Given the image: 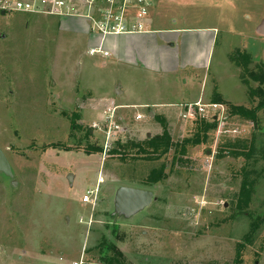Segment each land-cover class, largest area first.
<instances>
[{"label":"rangeland","instance_id":"rangeland-1","mask_svg":"<svg viewBox=\"0 0 264 264\" xmlns=\"http://www.w3.org/2000/svg\"><path fill=\"white\" fill-rule=\"evenodd\" d=\"M86 2L70 0L72 14H84ZM149 2L142 21L153 29L215 30L205 69L128 67L111 56L89 55L88 35L72 18L0 14V149L13 174L0 173V264H70L83 250L97 264L103 239L115 244L121 264H234L242 243L240 264H264V223L243 242L251 223L264 216V109L258 130L225 111L224 129L216 123L205 140L199 135V144L179 148L171 166L174 149L148 160L131 144L145 147L165 130L181 144L197 138L200 121L212 120L186 122L181 108L179 118L136 121L145 110L116 106L137 98L178 103L200 97L203 104L220 99L254 107L258 99L250 102L234 56L249 54L250 69L264 64V35L257 32L264 0ZM251 143L259 152L249 159L231 154V146L247 150ZM88 146L102 151L88 153ZM166 160L168 178L146 186L149 172ZM244 173L254 184L239 208ZM119 187L150 190L157 201L129 218L114 214ZM87 190L96 191L94 205L81 201Z\"/></svg>","mask_w":264,"mask_h":264},{"label":"crops","instance_id":"crops-1","mask_svg":"<svg viewBox=\"0 0 264 264\" xmlns=\"http://www.w3.org/2000/svg\"><path fill=\"white\" fill-rule=\"evenodd\" d=\"M63 18H72L81 26V33L88 35L87 40L92 44L91 48L101 47L103 51L107 52L108 58L111 56L128 67L136 66V68L142 67L146 70H157L158 67L165 68L166 71H171L175 67L188 68L192 72L205 69L214 40V29L195 31L187 28L153 29L147 19V21L142 22L143 29L141 31L103 36L91 32L88 27L89 21L83 17L70 15ZM74 27L72 26L73 29ZM116 91H119L116 94L117 96L123 94V91L119 88H116ZM104 100L112 101L110 98ZM200 100L202 99L197 97L196 100L184 99V101H178V103H146L137 98L134 103H128L129 105L116 106L121 110L143 109L146 111L145 116L137 113L134 119L137 115H140L142 118L139 120L146 118L153 121L164 117L163 120L168 121L171 118L178 117L177 112L181 109V105L201 102ZM214 102L216 101L212 99L208 104H215ZM185 121L195 122L192 120ZM145 135L149 137L150 134L146 133Z\"/></svg>","mask_w":264,"mask_h":264},{"label":"trees","instance_id":"trees-1","mask_svg":"<svg viewBox=\"0 0 264 264\" xmlns=\"http://www.w3.org/2000/svg\"><path fill=\"white\" fill-rule=\"evenodd\" d=\"M234 59L236 61H239L236 65L237 67H240L241 73L239 74V80L247 88V93L249 96L250 102L253 104V100L256 98L258 99L257 104L254 107H247L244 105L235 106L229 103H222L220 99H216L214 102L215 104H224L226 106V113L227 117H238L243 120L249 121L254 126L255 130L259 129V111L264 109V64L263 63H257L253 67V69L249 68V65L252 62V58L249 54H241L237 52L236 56H234ZM250 82H254L257 84L256 88H253L250 85ZM201 128L199 132L196 135V139H186L181 144L175 143L171 140L170 136L168 135L167 131L165 130L162 135L154 136L146 140L145 147L139 145V144H131L132 148H137L138 152H141L142 154L146 155V159L148 160H156L161 158L163 155H166L169 151L172 149L174 152V156H172V162L170 165L172 166L173 163L175 164L179 158H177V155L180 153H177L179 148L184 147L187 143L192 144H199L201 140H199V135H201L203 138L202 140H205L207 137V133L211 130H214L216 128V122L212 121L211 123H208L206 121H200ZM89 131H87L86 136L89 135ZM254 140V138H253ZM254 142V141H253ZM117 147H122L121 144L116 143ZM99 151L101 152V148H97L94 146H88V153L90 151ZM161 151L157 157L155 155ZM261 151H264L263 149ZM113 154H119L118 150L114 149L111 151ZM256 152H259L258 147L253 145L252 143L248 146V149L246 150L244 147H235L231 146V154L235 157H246L249 159L252 155H254ZM264 155V152H263ZM264 157V156H263ZM168 162L169 160H166L165 163H162L158 168L152 169L147 177L145 178V185H155L158 183L163 182L166 180L170 174V170H168ZM254 184V180L250 179L249 174L244 173L243 180L239 187L238 192V207L241 208L243 205H247L249 198L252 193V187ZM147 190V189H145ZM264 216L257 218V220H254L251 223V226L248 230V232L244 235L243 242L248 243L259 225L264 223ZM111 234L116 238L117 233L116 231H112ZM244 247V244H238V248L236 249V257L234 259V264H240L241 260V248ZM96 249H99L98 252V258H97V264H121V253L116 248L115 244L111 241H106V239H103V241L96 247Z\"/></svg>","mask_w":264,"mask_h":264},{"label":"built area","instance_id":"built-area-1","mask_svg":"<svg viewBox=\"0 0 264 264\" xmlns=\"http://www.w3.org/2000/svg\"><path fill=\"white\" fill-rule=\"evenodd\" d=\"M99 1L102 5H99ZM87 0L86 10L80 17L90 23V31L100 35L133 33L143 29L142 19L147 16L149 0ZM104 4V5H103ZM73 8L70 0H0V14L30 13L45 14L57 17H66L72 14ZM134 20V21H133ZM102 55L107 57V52L101 47L91 48L89 55ZM182 120H206L215 121L220 130L224 129L225 108L220 104H203L196 102L180 106ZM140 115L135 117L141 119ZM98 128L97 125L94 126ZM224 132V131H223ZM236 132V131H234ZM111 139L110 129L106 131V141ZM82 203L94 205L97 201L96 191L87 190L82 196ZM70 264H94L85 255L84 250L80 257Z\"/></svg>","mask_w":264,"mask_h":264},{"label":"water","instance_id":"water-1","mask_svg":"<svg viewBox=\"0 0 264 264\" xmlns=\"http://www.w3.org/2000/svg\"><path fill=\"white\" fill-rule=\"evenodd\" d=\"M1 15H4L1 12ZM258 34L264 35V22L257 30ZM119 91H116L118 94ZM0 173L8 178H12V170L9 162L0 149ZM67 181L69 184L72 183V176L68 175ZM12 185H15L14 180L11 181ZM114 214L121 215L125 218H129L143 209L150 206L152 202H156L157 198L154 196L153 192L145 189H136L130 187H119L114 193Z\"/></svg>","mask_w":264,"mask_h":264}]
</instances>
